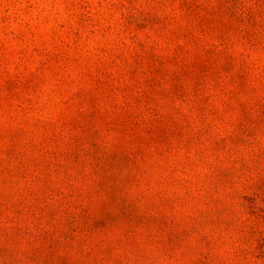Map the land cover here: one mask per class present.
Segmentation results:
<instances>
[{
	"label": "rangeland",
	"instance_id": "obj_1",
	"mask_svg": "<svg viewBox=\"0 0 264 264\" xmlns=\"http://www.w3.org/2000/svg\"><path fill=\"white\" fill-rule=\"evenodd\" d=\"M0 264H264V0H0Z\"/></svg>",
	"mask_w": 264,
	"mask_h": 264
}]
</instances>
